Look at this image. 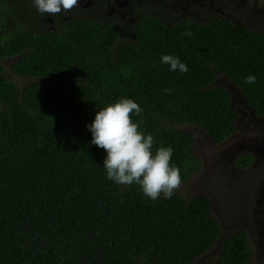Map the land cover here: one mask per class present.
I'll return each instance as SVG.
<instances>
[{
    "label": "trees",
    "instance_id": "1",
    "mask_svg": "<svg viewBox=\"0 0 264 264\" xmlns=\"http://www.w3.org/2000/svg\"><path fill=\"white\" fill-rule=\"evenodd\" d=\"M29 5L0 0V264H194L215 247L201 264H252L249 231L222 236L207 194L153 200L108 179L107 153L87 126L102 108L134 100L142 112L132 120L153 135V153L171 146L170 166L188 180L203 160L185 127L217 144L237 130L227 80L264 122V32L221 17L167 25L150 13L129 26L96 12L32 30ZM162 55L189 71H172ZM11 74L40 81L20 87ZM254 160L242 152L235 164Z\"/></svg>",
    "mask_w": 264,
    "mask_h": 264
},
{
    "label": "rangeland",
    "instance_id": "2",
    "mask_svg": "<svg viewBox=\"0 0 264 264\" xmlns=\"http://www.w3.org/2000/svg\"><path fill=\"white\" fill-rule=\"evenodd\" d=\"M10 63L7 60L4 66L9 68ZM11 77L20 87L40 81L15 74H11ZM225 85L232 94L233 106L240 112L237 130L233 136L217 144L200 126L189 124L185 127L195 135L194 148L202 157L203 167L188 180L182 181L176 192L187 198L201 193L209 197L213 195L214 213L220 224L222 222L226 227L225 234H231L239 227L248 228V222L257 228L261 224L264 227V123L254 118L255 113L246 107L244 98L233 84L227 80ZM240 152L253 154L256 161L247 168L238 167L235 161ZM233 153L238 155L232 156ZM256 227L251 231L254 250L252 264H264V233L256 231ZM218 251L219 248L215 247L194 264H201L207 258L215 259Z\"/></svg>",
    "mask_w": 264,
    "mask_h": 264
},
{
    "label": "clouds",
    "instance_id": "3",
    "mask_svg": "<svg viewBox=\"0 0 264 264\" xmlns=\"http://www.w3.org/2000/svg\"><path fill=\"white\" fill-rule=\"evenodd\" d=\"M79 4L80 0H32L40 15L51 17L62 11L68 13ZM191 35L190 31L181 33L182 38ZM161 62L168 64L172 71H189L188 66L173 55H162ZM255 81L253 75L245 77L247 84ZM141 112L140 105L130 98L97 111L94 121L87 126L92 133L91 143L107 153L103 167L108 179L124 186L136 184L153 200L161 194L171 199L182 183L180 169L170 166L174 150L171 146H162L153 153V135L139 131L138 124L132 120L133 113Z\"/></svg>",
    "mask_w": 264,
    "mask_h": 264
},
{
    "label": "flooded vegetation",
    "instance_id": "4",
    "mask_svg": "<svg viewBox=\"0 0 264 264\" xmlns=\"http://www.w3.org/2000/svg\"><path fill=\"white\" fill-rule=\"evenodd\" d=\"M247 2H249L248 5ZM25 8L24 16L29 18V27L32 30H40L46 27L53 31L62 30L61 26L71 17L91 16L96 12L100 18H109L129 26L136 24L143 14L150 13L167 25H174L187 20L205 23L221 17L235 24L245 25L252 30L264 32V0H80L78 7L73 8L68 13L62 11L54 16L56 18L40 15L33 5ZM246 11L252 14L249 15ZM19 27H15L16 32L19 31ZM246 107L249 106L246 104ZM255 119L258 120V118ZM238 127L241 126L238 125ZM242 146L245 148V145ZM248 150L250 151V149ZM238 154L233 153L232 156ZM255 227L248 222V228H244L251 235V231ZM256 231L264 233L263 224L260 228L256 227ZM251 236L253 240V235Z\"/></svg>",
    "mask_w": 264,
    "mask_h": 264
},
{
    "label": "water",
    "instance_id": "5",
    "mask_svg": "<svg viewBox=\"0 0 264 264\" xmlns=\"http://www.w3.org/2000/svg\"><path fill=\"white\" fill-rule=\"evenodd\" d=\"M213 206L215 205V202L213 201L212 202ZM221 226H222V236H225V235H228V234H225V231L227 232L226 230V227L223 225V223L221 222ZM225 230V231H224Z\"/></svg>",
    "mask_w": 264,
    "mask_h": 264
}]
</instances>
